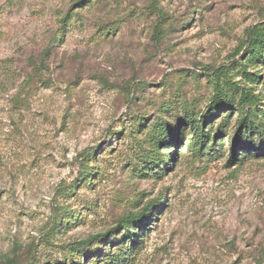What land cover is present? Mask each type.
Wrapping results in <instances>:
<instances>
[{
	"label": "rangeland",
	"instance_id": "rangeland-1",
	"mask_svg": "<svg viewBox=\"0 0 264 264\" xmlns=\"http://www.w3.org/2000/svg\"><path fill=\"white\" fill-rule=\"evenodd\" d=\"M78 1L0 0V264H264V0Z\"/></svg>",
	"mask_w": 264,
	"mask_h": 264
},
{
	"label": "trees",
	"instance_id": "trees-1",
	"mask_svg": "<svg viewBox=\"0 0 264 264\" xmlns=\"http://www.w3.org/2000/svg\"><path fill=\"white\" fill-rule=\"evenodd\" d=\"M82 0H79L78 2H81ZM251 38L249 37V40H250ZM258 41V40H257ZM257 44H260L261 42L260 41H258V42H256ZM199 127V125H197V126H194V128L195 129H197ZM241 128L242 129H245V130H247V131H253L254 130V127H253V125L252 124H250V123H248V122H243V124H242V126H241ZM241 137H242V135H241ZM241 139L240 140H235L234 141V146H233V150L234 149H236L235 147H237V148H239V147H241ZM233 155H234V151H232L231 152V157H233ZM7 264H13V263H11V262H8Z\"/></svg>",
	"mask_w": 264,
	"mask_h": 264
}]
</instances>
